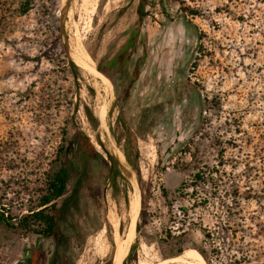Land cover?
<instances>
[{
  "label": "rangeland",
  "instance_id": "obj_1",
  "mask_svg": "<svg viewBox=\"0 0 264 264\" xmlns=\"http://www.w3.org/2000/svg\"><path fill=\"white\" fill-rule=\"evenodd\" d=\"M65 2L0 0V202L12 220L35 204L58 148L71 155L81 132L115 162L127 201L123 190L112 195L100 162L85 167L93 190L100 183L99 201L86 196L92 220L82 244L72 245L74 264H112L114 238L125 240L131 224L134 190L114 156L95 145L99 137L129 164L140 196L120 264H187L162 262L177 256L169 255L165 230L187 232L182 251L203 250L204 264H264V256L254 258L256 250L264 254V239L255 237L262 233L256 223L264 227V0H70L62 17ZM139 2L146 14L137 24ZM136 25L143 64L121 103L110 80L70 59L97 67L113 40L118 47ZM146 108L155 121L135 135V170L124 133ZM101 113L106 133L98 129ZM68 222H61L65 233ZM38 244L47 259L56 249L50 238L0 225V264H24Z\"/></svg>",
  "mask_w": 264,
  "mask_h": 264
},
{
  "label": "trees",
  "instance_id": "obj_2",
  "mask_svg": "<svg viewBox=\"0 0 264 264\" xmlns=\"http://www.w3.org/2000/svg\"><path fill=\"white\" fill-rule=\"evenodd\" d=\"M159 1L163 6V0ZM145 5V2H139L137 5V24L141 22L146 14L144 12ZM26 7L27 5L25 4L24 9L27 11ZM25 10L24 12H26ZM188 11L190 14L197 13L194 9H189ZM140 44H144V41L141 38L140 29L136 25L118 47L116 46L117 38L113 40L108 46L107 52L97 61V69L110 80L121 103L127 101L131 81L138 76L143 64V55L138 56L136 54ZM92 56L94 57L93 53ZM69 63L74 69L76 68L71 61ZM85 111L90 122L95 125L96 117L87 108ZM132 121H135L136 131L131 130L128 126L126 127L122 149L128 162L137 170L138 152L135 135L143 136L145 133L150 132L155 116L151 108H146L143 110L141 117H132L130 122ZM143 127L144 130L141 132L140 129ZM73 140L75 148L72 150L71 155H68L63 148H58L54 166L45 173L44 189L37 197L35 204L30 206L26 212L21 213L15 220H12L13 216L9 214L3 203L0 202V225L30 231L41 239L50 238L54 241L56 249L51 257L47 259L38 244L34 247L32 254L25 258L24 264H74L75 257L71 254L72 245L74 241H80V244H82L85 238L82 235L83 226L92 220L88 210V198H91L96 203L99 201L97 194L100 191V183H94L95 190H93L91 172L88 173L85 169L87 165H91L95 161L100 162L101 167L106 169L104 178L110 180L112 195L116 197L123 190L124 198L127 201L125 186L122 188L119 183V178L123 179V177L115 162L108 164L107 160L96 150L85 134L79 132L74 136ZM78 163H81L83 167L77 171ZM195 175L199 177L197 174ZM87 195L88 198L86 197ZM235 196L233 194L232 199ZM240 212L241 209H237L235 213L239 214ZM227 217H229L228 214ZM67 218L70 231L65 233L62 230L61 222L65 224ZM78 218H81L83 223L78 221ZM256 225L259 226L258 230L260 231L261 229L262 233L256 232L255 237L258 236L264 239V227L258 223ZM202 230L205 237H211L209 231L204 228ZM186 234L187 232L184 230L177 234L165 230L164 242L171 247L169 255L175 256L182 252L180 242L185 239ZM142 235L147 241H150L145 232H142ZM198 251L200 254H204L203 250L198 249ZM261 256H264L263 252L256 250L254 258L259 260ZM107 264L110 263L108 262Z\"/></svg>",
  "mask_w": 264,
  "mask_h": 264
},
{
  "label": "water",
  "instance_id": "obj_3",
  "mask_svg": "<svg viewBox=\"0 0 264 264\" xmlns=\"http://www.w3.org/2000/svg\"><path fill=\"white\" fill-rule=\"evenodd\" d=\"M69 1L70 0H66L65 5H64V7L61 10L62 17H63L65 8L67 7ZM70 60L75 65H77L78 67H80V68H82L84 70H87L91 74H93L96 77H98L99 79H101L104 83L107 84L109 82V79L107 78V76L105 74H103L100 70H98L97 67L89 65L88 63L75 61L72 58ZM99 128H102L105 133L107 132L106 129H105V126H104L103 114L102 113L99 115V126H98V129ZM98 129H97V131H98ZM100 143L102 144V142H100ZM102 145H103L105 151L109 155L114 156L116 162L119 165V168H120L121 172L129 180V182H130V184H131V186H132V188L134 190V206H133V210H132L131 224H130L126 239L121 242V245L123 247V253H122V257H123L125 255L126 251H127V246L129 245V243L133 239V235H134V232H135V228H136L135 218H136V215L138 213L139 206H140V196H139V191H138V186H137L136 179H135L134 175L132 174V171H131V168H130L129 164L125 161L124 158H122V157L118 156L117 154H115L113 146L108 141V139H107V146H104V144H102ZM122 257H121V259H122ZM118 264H120V262Z\"/></svg>",
  "mask_w": 264,
  "mask_h": 264
},
{
  "label": "bare ground",
  "instance_id": "obj_4",
  "mask_svg": "<svg viewBox=\"0 0 264 264\" xmlns=\"http://www.w3.org/2000/svg\"><path fill=\"white\" fill-rule=\"evenodd\" d=\"M69 10V9H68ZM67 10V11H68ZM69 12V11H68ZM67 14V13H66ZM76 40V39H75ZM77 41V40H76ZM76 44H77V42H76ZM77 46V45H76ZM78 47V46H77ZM74 50V52L77 54V55H79L81 58H83V59H85L86 61H88V62H90V63H92V61L90 60V58H89V56L86 54V53H83L81 50H79V49H77V48H75V49H73ZM83 50V49H82ZM84 51V50H83ZM83 63H85L84 61H83ZM102 87H104V86H102ZM105 89V88H104ZM99 112V111H98ZM96 113H97V111H96ZM93 137V136H92ZM100 142H102V137H99V140H97V142H95V145L97 146V147H99V148H102L104 151H105V149H104V147H103V143L101 144ZM118 151V150H117ZM106 152V151H105ZM119 152V151H118ZM133 206H134V201H133ZM112 216V215H111ZM109 218V217H108ZM118 218V217H117ZM109 220V219H108ZM112 221V220H111ZM115 222H117V221H115ZM114 226V225H113ZM113 233V232H112ZM114 235V234H113ZM114 239H116L117 240V242H118V246H117V248H116V250H115V257L113 258V261H112V264H118L119 262H120V260H121V257H122V253H123V247H122V245H121V243H120V239H119V236H117L116 238H114ZM113 239V240H114ZM116 242V243H117ZM168 260H176V261H181V262H183V263H187V264H204V260H203V258H202V256L199 254V252H197L195 249H191L190 247L189 248H187V249H184L180 254H178L177 256H175V257H172V258H170V259H165V260H162V262H166V261H168ZM161 261V260H160ZM146 263H149V261L148 262H146ZM177 264V263H176Z\"/></svg>",
  "mask_w": 264,
  "mask_h": 264
},
{
  "label": "flooded vegetation",
  "instance_id": "obj_5",
  "mask_svg": "<svg viewBox=\"0 0 264 264\" xmlns=\"http://www.w3.org/2000/svg\"><path fill=\"white\" fill-rule=\"evenodd\" d=\"M132 246H133V243L130 245V248H131ZM130 250H131V249H130ZM130 250H129V251H130Z\"/></svg>",
  "mask_w": 264,
  "mask_h": 264
}]
</instances>
